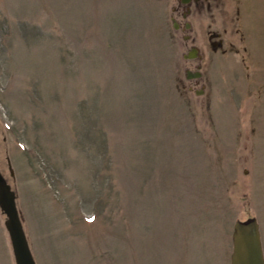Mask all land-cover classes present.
<instances>
[{"label": "rangeland", "instance_id": "rangeland-1", "mask_svg": "<svg viewBox=\"0 0 264 264\" xmlns=\"http://www.w3.org/2000/svg\"><path fill=\"white\" fill-rule=\"evenodd\" d=\"M236 3L221 53L180 0H0V174L35 264H229L250 217L264 258V0Z\"/></svg>", "mask_w": 264, "mask_h": 264}, {"label": "water", "instance_id": "water-1", "mask_svg": "<svg viewBox=\"0 0 264 264\" xmlns=\"http://www.w3.org/2000/svg\"><path fill=\"white\" fill-rule=\"evenodd\" d=\"M193 53L189 54L191 57ZM198 77V72L185 78ZM9 174L13 173L7 162ZM0 212L4 215L3 227L7 233L14 264H35L23 232L15 204V193L0 174ZM229 264H264L260 233L255 218L236 220L232 225Z\"/></svg>", "mask_w": 264, "mask_h": 264}, {"label": "flooded vegetation", "instance_id": "flooded-vegetation-1", "mask_svg": "<svg viewBox=\"0 0 264 264\" xmlns=\"http://www.w3.org/2000/svg\"><path fill=\"white\" fill-rule=\"evenodd\" d=\"M180 3L184 5L183 6L184 8L182 9L180 16L182 18H185V21L182 27L186 31L190 29V23L186 20L187 16L194 15L195 13H200L202 10H205L209 12L210 15H212V12L210 11H213V12L215 11L214 13H216V17L218 18L217 22L223 28H221L220 32L219 31L214 32L209 35V38H214L212 41H210V47L213 51L218 49L221 53H223L225 51V48H223V40L221 38L222 37L221 33L225 32V27L226 28L229 26L233 27L236 24V29L237 28L240 29L238 26V23L236 22L237 21L236 13L238 12L236 0H229L228 2L229 5L226 4L225 0H214L213 10H212L211 3H209L208 0H180ZM175 12H177V8H172V13H175ZM171 26L174 29L179 28V24L175 22L173 18H171ZM183 38L187 39L188 36L185 34L183 35ZM227 46L229 49L233 48L234 53L238 51L237 48H235L233 42H227ZM243 49L244 47H242V50ZM191 53H193V55L190 57L189 54ZM182 57L185 59H191V58L197 57V49L194 46L189 47L186 50V52L182 55ZM197 69L193 71L185 70L184 76H186L187 74L198 72V77H199L200 71ZM198 77H195V78H198ZM195 78H188V79H195ZM195 93L197 94L198 91H196Z\"/></svg>", "mask_w": 264, "mask_h": 264}]
</instances>
